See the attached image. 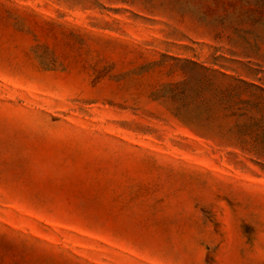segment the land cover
Masks as SVG:
<instances>
[{"label":"rangeland","instance_id":"rangeland-1","mask_svg":"<svg viewBox=\"0 0 264 264\" xmlns=\"http://www.w3.org/2000/svg\"><path fill=\"white\" fill-rule=\"evenodd\" d=\"M0 264H264V0H0Z\"/></svg>","mask_w":264,"mask_h":264}]
</instances>
